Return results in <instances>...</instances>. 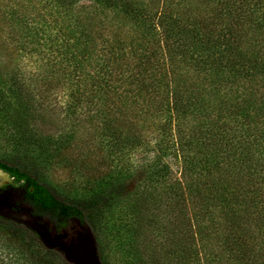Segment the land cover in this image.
Wrapping results in <instances>:
<instances>
[{
	"label": "trees",
	"instance_id": "obj_1",
	"mask_svg": "<svg viewBox=\"0 0 264 264\" xmlns=\"http://www.w3.org/2000/svg\"><path fill=\"white\" fill-rule=\"evenodd\" d=\"M0 53L14 150L86 186L67 196L0 158L21 190L0 264H71L42 239L69 219L105 264L111 244L116 264H264V0H0ZM38 87L62 91L71 127Z\"/></svg>",
	"mask_w": 264,
	"mask_h": 264
},
{
	"label": "rangeland",
	"instance_id": "obj_2",
	"mask_svg": "<svg viewBox=\"0 0 264 264\" xmlns=\"http://www.w3.org/2000/svg\"><path fill=\"white\" fill-rule=\"evenodd\" d=\"M1 55L2 54L0 53V59L6 61L7 66H11L12 57L9 56L8 53H5L3 56ZM37 93L39 94L38 98L40 99V101L44 103V105L49 106L50 109L54 111L53 123L57 127V130H65L71 127L75 119L73 117H70L69 114L66 113L67 98L63 95L62 91L57 90L54 91V93L48 95L47 92L45 93L41 87H38ZM9 133L10 131L6 126H3L2 128L0 126V158L24 165L30 172H32L33 175L37 176L39 179L47 181L54 189L64 195L78 196L85 193L86 186L82 181L81 173L74 169V167L58 164L56 162L47 163L36 159L35 156H30L28 158L25 157L22 153H17L10 141ZM80 133L78 134V136H80ZM80 150L81 149H79L78 151ZM148 157L149 156L145 155L144 153H136L133 156V168L136 172L135 177L133 178L134 180H136L138 175L141 173L143 162H145ZM173 170L175 175H180V168L178 165L175 164L173 166ZM12 181V178H10L7 173L0 170V188L12 184ZM2 195L1 196L3 197V199H8L10 196L9 194H7V197L6 193ZM12 195L13 196L11 199L15 198V195L20 197V192L18 190H15V195ZM116 210L118 212V210L120 209L117 208ZM107 218L108 219H105V223L102 224L100 230L101 235L104 238L106 225L109 227L110 224V222L108 221L110 220V216ZM47 223L49 225V222L46 221V224ZM61 233L66 235V237L64 238L65 242L72 243L87 235L88 228H86L85 223H82L78 220L69 219L62 227V231L57 234ZM93 233L97 240L95 232ZM55 235V233H52L50 236L54 237ZM2 239L3 238L0 236V244L3 243ZM105 241H107V239ZM107 250L109 259L114 261L115 264L119 263L120 259L117 255V252L115 251L114 246L112 244L109 245L107 247ZM9 258L12 262L14 261V257L10 256Z\"/></svg>",
	"mask_w": 264,
	"mask_h": 264
},
{
	"label": "water",
	"instance_id": "obj_3",
	"mask_svg": "<svg viewBox=\"0 0 264 264\" xmlns=\"http://www.w3.org/2000/svg\"><path fill=\"white\" fill-rule=\"evenodd\" d=\"M87 228L88 234L72 243L64 241L66 235L63 233L56 234L54 237L50 235L42 236V239L49 248L59 250L71 264H105L96 237L92 229L89 226Z\"/></svg>",
	"mask_w": 264,
	"mask_h": 264
},
{
	"label": "flooded vegetation",
	"instance_id": "obj_4",
	"mask_svg": "<svg viewBox=\"0 0 264 264\" xmlns=\"http://www.w3.org/2000/svg\"><path fill=\"white\" fill-rule=\"evenodd\" d=\"M2 171V170H1ZM4 172V171H3ZM9 175V174H8ZM10 177V176H9ZM10 178H12V177H10ZM12 180H13V178H12ZM15 190H18L19 192H21V190H20V188H19V186L16 184V183H14V181H12V184H9V185H6V186H4V187H1L0 188V196L2 195V194H4V193H6V196H7V194H9L10 196H9V198L8 199H3V195L1 196V205H0V208H3L4 206H6V205H8L9 203H10V201L12 200L11 198H12V194H14L15 195ZM8 197V196H7ZM3 199V200H2Z\"/></svg>",
	"mask_w": 264,
	"mask_h": 264
}]
</instances>
